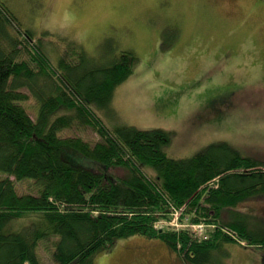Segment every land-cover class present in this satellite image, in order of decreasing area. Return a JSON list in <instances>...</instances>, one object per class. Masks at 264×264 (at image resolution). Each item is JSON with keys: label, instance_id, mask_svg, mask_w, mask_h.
<instances>
[{"label": "trees", "instance_id": "16d2710c", "mask_svg": "<svg viewBox=\"0 0 264 264\" xmlns=\"http://www.w3.org/2000/svg\"><path fill=\"white\" fill-rule=\"evenodd\" d=\"M14 22L0 4V264H42L39 249L51 251L54 264H90L93 254L133 234L163 241L185 264H211V251L235 235L264 249V232L245 215L221 219L239 202L264 194L262 164L226 144L174 159L164 152L168 132L109 131L87 98L108 99L131 72L135 55L124 51L92 67L96 61L81 50L88 68L54 80L48 58L37 46L30 49L26 37L33 38L29 32L20 37ZM216 97L211 104H223L224 96ZM29 98L37 105L33 119ZM74 122L93 127L101 141L90 145L58 135ZM23 181L34 191H17ZM173 209L186 216L182 222L216 228L197 239L187 230L157 227ZM19 218L29 223L11 225Z\"/></svg>", "mask_w": 264, "mask_h": 264}, {"label": "rangeland", "instance_id": "374dc122", "mask_svg": "<svg viewBox=\"0 0 264 264\" xmlns=\"http://www.w3.org/2000/svg\"><path fill=\"white\" fill-rule=\"evenodd\" d=\"M0 4L15 19L20 37L29 32L33 38L26 37L30 49L37 46L48 58L54 80L88 68L81 50L95 57L92 67L106 66L124 51L135 55L131 72L108 99L98 94L87 98L109 131L129 126L168 132L171 138L164 152L174 159L226 144L264 167V0H0ZM218 95L224 96L223 104H211ZM25 105L33 119L34 99ZM58 135L78 137L90 145L101 141L93 127L78 122ZM145 170L153 176L149 166ZM29 184L17 183V191L29 192L33 189ZM174 210L170 220L157 227L187 230L194 238L216 228L182 222L186 217L182 208L177 214ZM234 214L245 215L249 225L264 232V194L239 202L221 219L228 222ZM28 223L19 218L11 225ZM232 237L211 251V264H264L263 248ZM36 253L42 264H54L51 251ZM89 262L185 264L169 254L163 241L137 234L116 239Z\"/></svg>", "mask_w": 264, "mask_h": 264}, {"label": "built area", "instance_id": "2783aa9c", "mask_svg": "<svg viewBox=\"0 0 264 264\" xmlns=\"http://www.w3.org/2000/svg\"><path fill=\"white\" fill-rule=\"evenodd\" d=\"M173 213H174V214H177L178 211H177V210H174ZM193 234H194V233H193ZM194 235H195V234H194ZM195 237H196V238H205L206 236H205L204 234H202V235H200V236H196V235H195Z\"/></svg>", "mask_w": 264, "mask_h": 264}, {"label": "crops", "instance_id": "0c3cea01", "mask_svg": "<svg viewBox=\"0 0 264 264\" xmlns=\"http://www.w3.org/2000/svg\"><path fill=\"white\" fill-rule=\"evenodd\" d=\"M86 55H87V54H86ZM87 56H88V55H87ZM89 57H91L92 59L95 58V57H93V56H89ZM93 60H95V59H93ZM95 61H96V60H95ZM142 237H143V236H142ZM167 250H168V249H167ZM168 252H169L170 255H173L169 250H168ZM174 256H175V255H174ZM211 258H212V255H211Z\"/></svg>", "mask_w": 264, "mask_h": 264}]
</instances>
